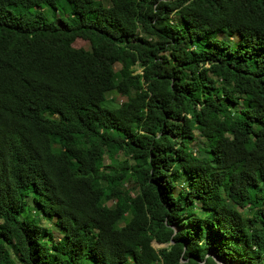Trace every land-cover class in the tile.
Listing matches in <instances>:
<instances>
[{
  "label": "trees",
  "instance_id": "16d2710c",
  "mask_svg": "<svg viewBox=\"0 0 264 264\" xmlns=\"http://www.w3.org/2000/svg\"><path fill=\"white\" fill-rule=\"evenodd\" d=\"M214 259L264 264V0H0V264Z\"/></svg>",
  "mask_w": 264,
  "mask_h": 264
},
{
  "label": "rangeland",
  "instance_id": "374dc122",
  "mask_svg": "<svg viewBox=\"0 0 264 264\" xmlns=\"http://www.w3.org/2000/svg\"><path fill=\"white\" fill-rule=\"evenodd\" d=\"M103 2V1H102ZM36 11L40 12L42 15L45 16V18L49 21V20H53L56 18H63V19H66V18H69L70 16V8L67 4L65 5H62V3H59L57 5V11L54 12L52 9L48 8V7H45V6H41L40 8H36L35 9ZM11 11L14 13V14H18L20 11L18 10H15V9H11ZM88 19H90V17L88 16L87 17ZM230 45H233V43H230ZM74 48H81V47H84L85 46V43L81 40H75L73 45H72ZM117 68V66H116ZM138 71V69H137ZM107 99L111 102V105L113 107H115L117 104H119L122 99L117 95L115 94L114 92L112 93H109L106 95ZM202 144V139L200 138H196L195 139V142L192 144L193 146V152L194 154L197 156L198 155V150H197V146L201 145ZM108 161L105 162V164H107ZM175 188L178 190L180 188V185H179V182H175ZM25 202H26V206H25V209H24V212L22 214V216H30V217H34L36 219H39V224L43 227V228H46L50 233H51V240L53 242H55L59 236H60V233L58 232V228L55 226L54 224V221L53 219H43L42 217H40L32 208L33 206L31 205V202H30V197L25 199ZM32 206V208H31ZM193 212H196L195 210H193ZM197 213V212H196ZM152 247L154 249H159L161 247H163L162 245H159V244H156V243H152Z\"/></svg>",
  "mask_w": 264,
  "mask_h": 264
},
{
  "label": "water",
  "instance_id": "95a60500",
  "mask_svg": "<svg viewBox=\"0 0 264 264\" xmlns=\"http://www.w3.org/2000/svg\"><path fill=\"white\" fill-rule=\"evenodd\" d=\"M216 264H222L220 261H218L217 259H214ZM236 264V263H235Z\"/></svg>",
  "mask_w": 264,
  "mask_h": 264
}]
</instances>
